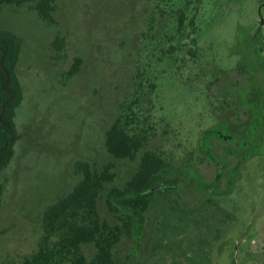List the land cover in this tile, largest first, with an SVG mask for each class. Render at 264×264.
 I'll return each instance as SVG.
<instances>
[{"label": "rangeland", "instance_id": "obj_1", "mask_svg": "<svg viewBox=\"0 0 264 264\" xmlns=\"http://www.w3.org/2000/svg\"><path fill=\"white\" fill-rule=\"evenodd\" d=\"M54 16L44 20L31 4L0 10L2 26L24 39L19 135L2 176L0 263L38 250L45 209L79 179L76 161L110 166L123 185L149 148L167 168L159 181L169 184L149 193L142 245L127 264H264V124L256 138L242 136L255 106L264 116V48L261 62L248 48L252 39L264 47V0H57ZM57 34L67 38L61 52ZM75 56L83 64L69 75ZM125 108L126 129L148 136L135 159L105 147ZM212 125L233 136L204 139L231 177L220 186L211 183L221 167L199 146ZM251 148L258 154L242 162ZM101 212L113 217L104 204ZM123 242L120 254L132 251L134 239ZM84 248L89 257L96 250Z\"/></svg>", "mask_w": 264, "mask_h": 264}, {"label": "trees", "instance_id": "obj_2", "mask_svg": "<svg viewBox=\"0 0 264 264\" xmlns=\"http://www.w3.org/2000/svg\"><path fill=\"white\" fill-rule=\"evenodd\" d=\"M6 4H31L47 21H54L57 10V0H0V10ZM23 40L22 36L3 27L0 22V206L4 192L2 176L14 158V144L19 135L17 109L24 99L23 84L17 70ZM65 44V35L57 34L54 47L61 52ZM82 64L81 56H75L67 73H78ZM128 125L125 108L116 113L105 133V147L111 156L135 159L140 148L146 146L148 136L131 135L126 129ZM206 135L208 133L205 132L202 136ZM146 149L138 169L123 185L113 183L116 173L110 166L99 170L88 160L76 161L77 183L47 206L38 250L22 256L17 264H127L136 257L145 234L142 212L148 206L147 197L155 188L166 187L169 183L159 181L167 173L162 157L156 151ZM246 159L244 156L242 162ZM102 204L113 217L102 214ZM128 238L134 239L132 251L120 254L119 247ZM89 244L96 249L90 257L84 248Z\"/></svg>", "mask_w": 264, "mask_h": 264}, {"label": "flooded vegetation", "instance_id": "obj_3", "mask_svg": "<svg viewBox=\"0 0 264 264\" xmlns=\"http://www.w3.org/2000/svg\"><path fill=\"white\" fill-rule=\"evenodd\" d=\"M262 26H260V28H258L254 33H252V35L251 36H257L258 34H259V31L262 29L261 28ZM250 36V37H251ZM250 37L248 38V39H250ZM248 41L249 40H247V42L245 43V47H246V44L248 43ZM250 44H248V45H250V46H248V48H250L251 49V55H253L254 57H256V59L257 60H260V59H258V58H260V57H262L261 55H262V52L261 51H263V48L264 47H261V46H258L257 45V43H256V40L255 39H252L250 42H249ZM263 43H264V41H263ZM245 49V48H244ZM258 62H261V60L260 61H258ZM226 74H228L229 75V77L230 78H232V77H235V76H237V71L236 70H229L228 72H226ZM241 76L243 75V73H241L240 74ZM224 83L225 82H228L227 81V79H225V81H223ZM223 83V84H224ZM254 118L246 125V127H245V129H244V132H243V134H242V136H244V137H251V138H256V136L259 134V130L260 129H258L257 127H256V125H257V122L260 120L261 121V124H264V116H263V113L260 111V109L257 107V106H255L254 107ZM224 122H227V126L226 127H224L222 124L224 123ZM253 124V126H254V129L253 130H250V131H248V128L251 126ZM220 125H221V127H224V128H227V129H230L229 128V124H228V121L226 120V119H224V118H222L221 119V122H220ZM210 131H212V132H210ZM208 133V135H206L205 137H203L202 135L204 134V133ZM235 134V133H234ZM202 135L200 136V139H199V146H200V151L204 154V155H207L208 157H210L212 160H215L216 161V158H215V154H214V152H213V148L212 147H210V148H205L204 147V145H203V143H204V139L206 138V137H208V136H211V137H213L214 135H217V136H219V137H221L222 139H231L232 137H229V136H226V134H222L221 132H219L218 131V129H217V126L216 125H212L211 127H209L208 129H206L203 133H202ZM236 135V134H235ZM202 137H203V139H202ZM243 137V138H244ZM215 142V141H214ZM245 144L246 143H248V141L246 140L245 142H244ZM256 144L255 143H253V147L255 146ZM212 146H213V144H212ZM252 150V151H251ZM251 150L250 151H247L245 154H243L244 156H248L247 157V159L250 157V156H254V155H256V154H258V151H256V150H254L253 148H251ZM248 153L250 154V155H248ZM211 156H213V158L211 157ZM246 159V160H247ZM245 160V161H246ZM217 162V166L218 167H221V171H219L217 174H216V176L214 177V179H213V181H212V183H211V185L212 184H217L218 186H220L221 185V180H222V178L223 177H226V174H227V178L228 179H231V177L230 176H228V173H227V170H224L223 168H222V164L221 163H219V161H216ZM234 166V164L232 165V167ZM217 171H218V168H217ZM169 183H167V185H168ZM216 185H214V187H215ZM212 186H210V187H208V189L207 190H211L212 191V189H214V188H212ZM143 222V221H142ZM143 226V225H142ZM142 229H144L143 227H142ZM144 233H145V230H144ZM142 239H143V237L141 238V243H142Z\"/></svg>", "mask_w": 264, "mask_h": 264}, {"label": "water", "instance_id": "obj_4", "mask_svg": "<svg viewBox=\"0 0 264 264\" xmlns=\"http://www.w3.org/2000/svg\"><path fill=\"white\" fill-rule=\"evenodd\" d=\"M7 77L9 78V73H7Z\"/></svg>", "mask_w": 264, "mask_h": 264}]
</instances>
